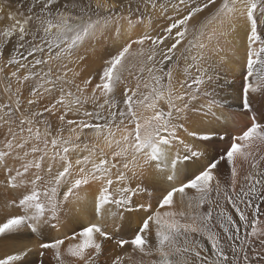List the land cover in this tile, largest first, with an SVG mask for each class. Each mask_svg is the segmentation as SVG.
I'll use <instances>...</instances> for the list:
<instances>
[{
	"label": "snow or ice",
	"instance_id": "6c2138e0",
	"mask_svg": "<svg viewBox=\"0 0 264 264\" xmlns=\"http://www.w3.org/2000/svg\"><path fill=\"white\" fill-rule=\"evenodd\" d=\"M0 264H264V0H0Z\"/></svg>",
	"mask_w": 264,
	"mask_h": 264
},
{
	"label": "bare ground",
	"instance_id": "6f19581e",
	"mask_svg": "<svg viewBox=\"0 0 264 264\" xmlns=\"http://www.w3.org/2000/svg\"><path fill=\"white\" fill-rule=\"evenodd\" d=\"M237 83H238V82H237ZM224 95L229 97V99H228V101H227L229 104L234 103V101L231 99V93H230V92H225ZM232 110H233V111H238V109H236V108H233Z\"/></svg>",
	"mask_w": 264,
	"mask_h": 264
}]
</instances>
